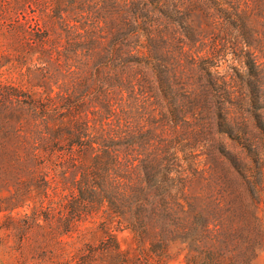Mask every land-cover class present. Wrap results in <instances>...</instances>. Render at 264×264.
I'll return each mask as SVG.
<instances>
[{
  "label": "trees",
  "instance_id": "1",
  "mask_svg": "<svg viewBox=\"0 0 264 264\" xmlns=\"http://www.w3.org/2000/svg\"><path fill=\"white\" fill-rule=\"evenodd\" d=\"M15 7L12 50L0 52L11 76L0 83V211L42 192L58 207L45 211L47 224L64 235L101 219L112 242L101 251L121 264H131L118 240L125 230L149 245L140 253L153 264H252L264 249V154L234 138L221 68L264 109V0ZM203 108L217 129L220 115V131L246 148L245 159L216 145L200 168L199 145L190 144ZM81 257L97 260L89 248Z\"/></svg>",
  "mask_w": 264,
  "mask_h": 264
},
{
  "label": "rangeland",
  "instance_id": "2",
  "mask_svg": "<svg viewBox=\"0 0 264 264\" xmlns=\"http://www.w3.org/2000/svg\"><path fill=\"white\" fill-rule=\"evenodd\" d=\"M17 1L0 0V52L12 50L13 38L10 23L11 16L17 11L15 7ZM18 11L22 10L18 9ZM259 11L258 8L257 12ZM225 58L229 59L230 56H225ZM262 60L264 61V59ZM214 62L218 64L215 59ZM221 71L227 75L229 88L233 93V102L229 104L226 119L230 122V128H233L234 138L235 135L240 136L242 144L254 142L261 146L264 154V124H259L256 118L257 114H262L264 118V109L259 110L255 107L254 102L250 100L248 88L232 68L224 66ZM10 80V73L0 70V83H7ZM212 92L215 91L212 90ZM260 100H264V98L262 97ZM202 110L198 116L201 117V132L197 137L198 140H191L190 144V148L199 145L197 151L199 153L198 160L202 162L200 168L204 166L206 160L216 154V145H219V155L220 148L225 147L245 159L246 148L237 140L220 131V127L223 125L220 122V115L219 129H217L218 126L214 122V111L208 110V108ZM210 149L215 152L212 153ZM11 187L13 191H16L14 185ZM5 193L9 194L8 191ZM50 208H53L52 214L58 215V207H51V203L41 192L39 197L34 200L26 199L10 210L0 211V264H84L81 253L83 250L88 251V248L97 258L94 264H121V258L113 253L105 254L101 251L103 242L108 239V236L102 232L101 219L90 218L78 225L70 234L61 235V229H57L56 223L47 224L48 221L44 213ZM117 234L122 249H130L131 264H153L151 261L146 262L145 256L140 253L142 248L148 249V244H145V247L142 246L128 230L117 231ZM108 240L109 243H112L110 239ZM167 264L185 263L180 257ZM252 264H264V249L259 252Z\"/></svg>",
  "mask_w": 264,
  "mask_h": 264
}]
</instances>
